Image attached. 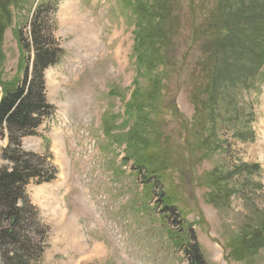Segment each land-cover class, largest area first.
Returning <instances> with one entry per match:
<instances>
[{
    "label": "rangeland",
    "instance_id": "1",
    "mask_svg": "<svg viewBox=\"0 0 264 264\" xmlns=\"http://www.w3.org/2000/svg\"><path fill=\"white\" fill-rule=\"evenodd\" d=\"M1 1L2 94L3 85L21 79L26 65L16 29L28 24L40 4H54L49 8L54 10L55 39L64 50L59 62L45 72L46 96L55 113L37 135L22 142L26 150L51 154L46 159L57 170L52 182L27 186L50 230L42 264H188L179 245L189 228H174L166 220L160 192H150L143 183L127 143L114 131V115L118 123L125 119L135 75L131 8L121 0H14L8 15ZM183 1L184 24L177 37L183 66L169 81L179 109V116L170 115L166 125L173 146L183 140L180 119L190 122L193 117L188 80L203 49L201 40L191 38L208 13L193 16L189 0ZM214 1L195 0L193 5L211 7ZM255 109L252 141H237L228 134L224 140L231 146H225L223 155L219 150L205 157L200 149L193 153V147L192 153L171 147L172 154H165L171 157V168L164 199L176 204L193 226L207 264H264V90ZM116 131L128 132L129 127ZM195 136L197 126L188 134L190 143ZM7 142L0 131V165ZM140 143H147L143 135ZM243 162L258 166L240 179L222 181L224 189L236 185L240 194L226 199L205 181L209 171L225 174ZM212 194L216 202L211 201Z\"/></svg>",
    "mask_w": 264,
    "mask_h": 264
},
{
    "label": "trees",
    "instance_id": "2",
    "mask_svg": "<svg viewBox=\"0 0 264 264\" xmlns=\"http://www.w3.org/2000/svg\"><path fill=\"white\" fill-rule=\"evenodd\" d=\"M194 1L188 3L193 16L205 10L208 13L191 38L192 42L201 40L203 53L188 80L194 113L190 122L179 121L182 142L173 146L166 125L170 115L179 116L175 98L169 92V81L183 66V58H178L177 40L184 24L183 0H121L134 15L131 65L135 75L130 98L125 102V119L120 123L118 115L113 119L118 138L132 152L130 158L137 175L142 176L150 192H160V208L166 220L174 228H189L179 245L188 256V264H207L193 226L176 204L164 199L165 179L169 178L166 174L171 168V157L165 154H172L171 147L178 148L179 153L182 149L192 153L193 147V153L200 149L205 157L219 150L223 155L225 146H231L228 139L224 140L228 134L242 142L254 139L252 120L260 92L264 90V0H215L211 7L203 3L193 5ZM1 2L9 15L14 0ZM53 6L49 1L40 4L28 24L16 29L26 65L21 79L3 85L0 131L8 137L1 156L4 163L0 165L3 264H42L48 247L49 226L42 222L27 186L31 182H52L57 170L46 159L51 154L26 150L22 142L24 137L37 135L40 126L55 113V106L46 96L45 72L59 62L64 50L55 39L51 17L54 10L49 8ZM123 126L129 127V131H116ZM196 126L198 136L192 144L188 134ZM141 135L147 143H140ZM253 165L258 166L247 162L233 164L225 174H216L213 169L205 181L216 187V194L230 199L240 194V190L236 185L224 189L222 181L235 176L240 179L248 170L252 172ZM241 193L245 194L244 188ZM211 198L216 202L214 194Z\"/></svg>",
    "mask_w": 264,
    "mask_h": 264
},
{
    "label": "water",
    "instance_id": "3",
    "mask_svg": "<svg viewBox=\"0 0 264 264\" xmlns=\"http://www.w3.org/2000/svg\"><path fill=\"white\" fill-rule=\"evenodd\" d=\"M1 99H2V92L0 91V103H1Z\"/></svg>",
    "mask_w": 264,
    "mask_h": 264
}]
</instances>
